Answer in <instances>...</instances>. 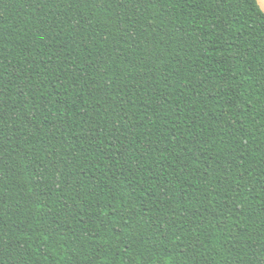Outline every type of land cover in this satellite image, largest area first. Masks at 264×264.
Returning <instances> with one entry per match:
<instances>
[{"label": "trees", "instance_id": "16d2710c", "mask_svg": "<svg viewBox=\"0 0 264 264\" xmlns=\"http://www.w3.org/2000/svg\"><path fill=\"white\" fill-rule=\"evenodd\" d=\"M0 264H264L257 0H0Z\"/></svg>", "mask_w": 264, "mask_h": 264}, {"label": "rangeland", "instance_id": "374dc122", "mask_svg": "<svg viewBox=\"0 0 264 264\" xmlns=\"http://www.w3.org/2000/svg\"><path fill=\"white\" fill-rule=\"evenodd\" d=\"M257 2H258V4H259V6L264 10V5H262V4L260 3V0H257Z\"/></svg>", "mask_w": 264, "mask_h": 264}, {"label": "clouds", "instance_id": "9594fccd", "mask_svg": "<svg viewBox=\"0 0 264 264\" xmlns=\"http://www.w3.org/2000/svg\"><path fill=\"white\" fill-rule=\"evenodd\" d=\"M260 3H261L262 5H264V0H260Z\"/></svg>", "mask_w": 264, "mask_h": 264}]
</instances>
